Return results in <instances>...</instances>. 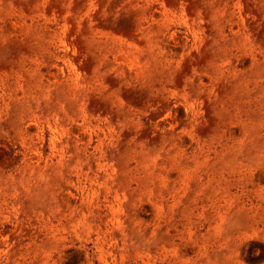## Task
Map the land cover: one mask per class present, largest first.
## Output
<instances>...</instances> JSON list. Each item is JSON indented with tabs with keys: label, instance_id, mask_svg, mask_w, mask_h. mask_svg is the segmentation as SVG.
Here are the masks:
<instances>
[{
	"label": "rangeland",
	"instance_id": "374dc122",
	"mask_svg": "<svg viewBox=\"0 0 264 264\" xmlns=\"http://www.w3.org/2000/svg\"><path fill=\"white\" fill-rule=\"evenodd\" d=\"M0 264H264V0H0Z\"/></svg>",
	"mask_w": 264,
	"mask_h": 264
}]
</instances>
